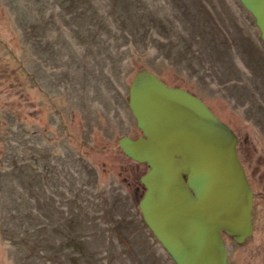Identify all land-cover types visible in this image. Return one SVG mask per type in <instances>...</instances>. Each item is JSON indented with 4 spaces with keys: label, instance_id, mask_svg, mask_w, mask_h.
<instances>
[{
    "label": "rangeland",
    "instance_id": "rangeland-1",
    "mask_svg": "<svg viewBox=\"0 0 264 264\" xmlns=\"http://www.w3.org/2000/svg\"><path fill=\"white\" fill-rule=\"evenodd\" d=\"M197 96L236 135L264 264V42L238 0H0V264H175L141 218L135 72Z\"/></svg>",
    "mask_w": 264,
    "mask_h": 264
},
{
    "label": "water",
    "instance_id": "water-1",
    "mask_svg": "<svg viewBox=\"0 0 264 264\" xmlns=\"http://www.w3.org/2000/svg\"><path fill=\"white\" fill-rule=\"evenodd\" d=\"M264 42V0H238ZM127 106L140 135L121 136V151L145 163L137 206L175 264H231L222 232L251 231L252 192L236 135L195 95L166 85L148 69L134 73Z\"/></svg>",
    "mask_w": 264,
    "mask_h": 264
},
{
    "label": "bare ground",
    "instance_id": "bare-ground-1",
    "mask_svg": "<svg viewBox=\"0 0 264 264\" xmlns=\"http://www.w3.org/2000/svg\"><path fill=\"white\" fill-rule=\"evenodd\" d=\"M145 164V163H144ZM226 249V248H225Z\"/></svg>",
    "mask_w": 264,
    "mask_h": 264
}]
</instances>
